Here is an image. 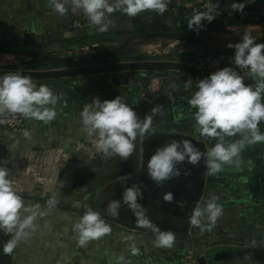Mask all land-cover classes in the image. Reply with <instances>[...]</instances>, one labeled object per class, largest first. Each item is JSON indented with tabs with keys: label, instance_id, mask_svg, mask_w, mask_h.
<instances>
[{
	"label": "crops",
	"instance_id": "1",
	"mask_svg": "<svg viewBox=\"0 0 264 264\" xmlns=\"http://www.w3.org/2000/svg\"><path fill=\"white\" fill-rule=\"evenodd\" d=\"M205 1L244 3L245 7H250L264 0H169L162 15L147 11L134 17L118 10L109 17L110 27L105 32L91 25L82 13L73 14L69 10L67 15L60 16L48 0H0V47L56 51L102 42L107 38L117 40L139 32L210 28L211 24L218 22L220 14L200 8ZM196 14L215 17L211 22L204 19L200 26H195ZM74 21L83 25L74 26ZM256 25L259 29L255 28ZM246 27L254 36L263 32L262 24L225 25L223 28L229 32L223 40H205L212 45L235 44L241 41ZM188 54L191 53H185L179 59L175 55H161L142 61L190 66L191 56ZM19 57L0 52L2 62ZM24 69L43 71L59 68L31 65ZM235 70L244 77L245 84L255 85L256 81L248 72L239 68ZM152 73H157L162 80L161 93L154 100L142 97ZM186 73L188 71L178 68L131 69L32 78L37 86L47 85L58 96L55 105L57 115L49 123L25 118V125L20 129L0 124V168L8 170L9 179L25 206H39L38 212L45 214L37 215L34 227L27 230L28 237L10 255L3 252V245L10 236L0 232V264H183L189 255L198 259L205 257L213 264H264V143L246 146L239 166L224 165L223 171L215 175H210L206 168L205 186L198 206L204 207L212 195L218 197L217 202L223 206L222 216L211 228L202 229L190 223L193 212L191 190L198 165L187 162L178 165L181 175L159 186L148 176V159L165 143L188 139L206 152L217 142L199 134L194 120L195 109L188 104L197 91L198 80L204 78L196 75V82L186 84ZM118 95L134 108L141 119L150 114L153 107L159 106L150 129L154 134L143 144L138 138L136 149L127 160L103 155L98 169L101 181L94 183V198L87 199L81 193L83 187L74 184L71 168L55 165L56 158L61 157L59 150L68 153L70 160L77 156L83 158L84 154H80L77 147L94 138L83 131V107L96 98L104 101ZM259 128L264 133V122ZM237 139H240L239 135L226 137V142ZM34 152L39 154L38 158L33 157ZM108 157L109 166L104 162ZM187 170L190 174L184 175ZM57 172L59 176L56 178ZM102 172L111 174L109 182H102ZM132 184L141 187L143 198L138 202L146 210L145 215L151 223L162 231L175 234L171 248L158 247L155 243L157 233L152 228L141 226L127 205L121 206L117 216L108 212V204L112 200L122 202L124 190ZM168 192L174 194L175 201L183 202V206H177L175 201L164 202ZM53 198L57 203L49 208L47 202ZM92 204L93 211L100 214L112 231L80 246L73 225ZM203 223L207 224V221Z\"/></svg>",
	"mask_w": 264,
	"mask_h": 264
},
{
	"label": "clouds",
	"instance_id": "2",
	"mask_svg": "<svg viewBox=\"0 0 264 264\" xmlns=\"http://www.w3.org/2000/svg\"><path fill=\"white\" fill-rule=\"evenodd\" d=\"M50 6L60 16L82 13L90 24L97 26L101 32L108 31L109 17L116 11H122L129 17L137 16L142 12L153 11L163 14L167 10L169 0H48ZM244 3L232 5V11L243 13ZM215 16L196 14L193 20L195 26H200L206 19L211 22ZM189 28H193L189 26ZM259 29V26H255ZM258 35L254 36L247 27L240 42L227 45L234 48L232 58L236 68L247 69L248 75L253 78L255 85L245 84L244 77L232 67H223L210 74L209 77L198 80L197 91L188 100V104L195 109V126L202 137L216 139L213 147L206 152L188 140H172L170 143L158 147L147 161V173L158 186L164 181L181 175L178 165L187 162L197 166L204 160L210 175L223 171L224 165L241 163V153L248 145L264 143V133L259 125L264 122V43H256ZM58 96L47 85L33 82L29 75L21 73H5L0 76V116L10 113L19 114L27 119H35L49 123L57 115L55 105ZM160 110L153 107L150 114L143 119L120 96L114 99L100 101L94 99L91 104L85 105L81 111L83 131L95 138L97 152L109 156H118L127 160L136 149L139 138L143 144L150 135L153 115ZM2 123V121H0ZM25 136L28 132L25 131ZM240 139L226 142V137ZM70 158V157H69ZM189 175L190 170L183 173ZM120 180L123 177H119ZM143 198L141 187L132 184L127 187L122 196V202L112 200L108 204V212L117 216L122 205H127L138 223L143 227L152 228L156 233L155 243L158 247L171 248L175 242V234L162 231L154 226L145 215L146 210L138 202ZM174 194L168 192L164 202L173 203ZM218 197H209L204 207L197 206L190 217L193 226L211 228L223 214V206ZM49 208L54 207L56 199H50ZM182 207L183 202L175 201ZM39 206H25L22 197L17 194L13 182L9 179V172L0 168V232L10 236L4 245L6 255L13 253L18 244L29 235L28 229L34 227ZM207 221V224L203 222ZM80 246L89 241L109 234L112 229L101 218L100 214L88 208L73 225Z\"/></svg>",
	"mask_w": 264,
	"mask_h": 264
},
{
	"label": "water",
	"instance_id": "3",
	"mask_svg": "<svg viewBox=\"0 0 264 264\" xmlns=\"http://www.w3.org/2000/svg\"><path fill=\"white\" fill-rule=\"evenodd\" d=\"M262 24L263 23H254ZM228 25V24H226ZM253 24H244L238 26H248ZM221 27H210V28H197V29H186V30H161V31H147L139 32L135 34H128L121 36L116 41L117 43L111 47L103 48L99 50H94L91 52H84L85 49L82 47L83 52H76V48H65L56 51H49L44 49H19V48H8L0 47V52H7L14 54L16 56H28V60L14 61L7 60L5 62L0 61V67L3 68L0 70V76L5 73H21L23 75H29L32 78H51V77H62L69 75H80V74H90V73H99V72H108V71H117V70H131V69H163V68H178L184 69L188 72L193 73L202 78H207L210 76L209 73H204L196 70L192 66L183 65L174 62H147L142 60H131L126 62H117L114 64L106 63H95L94 61H99L102 59H111L128 54H133L134 51H139L132 48V45L135 42L144 43L155 37H162V39L170 40H179L183 43L196 42L203 46V50L192 49L189 52L182 53H191L194 55H206L210 53H230L234 54V48H228L224 45H212L207 42L202 35L203 32L207 30H219ZM233 26V25H232ZM113 41L112 38H107L102 42ZM100 42V41H99ZM94 42H90L85 47L92 45ZM98 43V42H95ZM256 43H264V31L258 35ZM182 51V50H180ZM180 51H173L170 53H165L163 56L176 55L180 54ZM161 56V55H160ZM93 62V63H87ZM84 63V64H83ZM86 63V64H85ZM31 65H41V66H59L57 70H43V71H33L26 70L24 68ZM228 67L237 69L236 66L232 63ZM206 179V166L204 160L202 159L197 168V174L193 177V184L191 190V201H192V211L198 206ZM200 261L206 262L205 257L200 258Z\"/></svg>",
	"mask_w": 264,
	"mask_h": 264
},
{
	"label": "built area",
	"instance_id": "4",
	"mask_svg": "<svg viewBox=\"0 0 264 264\" xmlns=\"http://www.w3.org/2000/svg\"><path fill=\"white\" fill-rule=\"evenodd\" d=\"M235 2H211V1H205L202 2L200 5V8L211 10L218 12L219 14H226L228 16H237L241 22H254L260 20L262 17H264V1L256 2L250 7H245L243 10V13H235L232 11V5ZM237 4V3H236ZM74 26H81L83 25L80 21H74ZM234 54L230 53H210L206 55H193L189 58V64L193 68H195L198 71L204 72V73H213L214 71L223 68L228 67L231 65L232 58ZM240 69V68H239ZM244 72H248L247 69H241ZM186 84H192L198 80L197 76L194 75L191 72L186 73ZM161 77L157 73H152L149 76L148 84L146 87V90L143 92L142 97L154 100L158 98V96L161 93ZM0 123L1 125L11 128V129H20L25 125V117L19 115V114H4L0 116ZM87 146L84 143H81L78 146V150L86 149ZM49 152V151H48ZM60 156L59 158H56L57 161L55 165L59 164L60 162L65 163L66 166L71 165V161L69 158V154L64 152L63 150H59ZM99 155L101 154L100 152ZM38 158L39 154L34 152L33 157ZM54 165V164H53ZM56 178L59 176L58 172L56 173ZM183 264H213L209 261L202 262L200 259L189 255L184 260Z\"/></svg>",
	"mask_w": 264,
	"mask_h": 264
},
{
	"label": "rangeland",
	"instance_id": "5",
	"mask_svg": "<svg viewBox=\"0 0 264 264\" xmlns=\"http://www.w3.org/2000/svg\"><path fill=\"white\" fill-rule=\"evenodd\" d=\"M116 43H117L116 40L107 41V42H98V43L94 42V43H92V45H89L87 48L85 46L77 47L76 52H83V51L84 52H91L94 50H99V49L111 47V46L115 45ZM136 43H138V42H135V44ZM171 43H172V41L170 39H162L160 41V45H159L157 50H154L151 52L142 51V50L134 51L133 54H128V55L117 57V58H111V59H108V60H105L102 62H98V63L114 64L117 62H126V61H131V60H144V59H148L149 57L156 58V57L163 55L165 53L167 54V53L173 52L174 49H173ZM195 46H198V44H196V43H192L190 45L187 44V48L180 51V52L181 53L182 52H189ZM82 47L85 48L83 51H82V49H83ZM175 52H177V51H175ZM20 58L22 59L23 57H19L18 59H20ZM53 67H59V66H51V68H53ZM86 146H87L86 149H83V151L80 150V154H84L83 158H80V156H77V158L70 160L71 165H69L68 167L71 168V175H72L74 184L79 188L83 187V189H81V193H83L87 197V199H93L94 193H95L94 183L95 182L98 183L101 181V178H100L101 175H100V172L98 169H99L100 159H103L104 154L101 153L99 155V153H97V150L95 148L94 138L87 140ZM104 160H105L104 161L105 165L107 164L109 166L110 158L108 157V159L106 158ZM62 165L64 167H67L65 165V163L60 162V166H62ZM102 173H103L102 182H104V183L109 182L110 179L112 178L111 174L109 172H106V173L102 172ZM90 208L92 210H94L93 204L91 205Z\"/></svg>",
	"mask_w": 264,
	"mask_h": 264
},
{
	"label": "bare ground",
	"instance_id": "6",
	"mask_svg": "<svg viewBox=\"0 0 264 264\" xmlns=\"http://www.w3.org/2000/svg\"><path fill=\"white\" fill-rule=\"evenodd\" d=\"M261 31H264V26H263V28H261ZM227 32H229V30L227 28H223L221 30H209V31L207 30V31L203 32L202 35L204 36V38H207L209 40H212L211 38H215V40L216 39L223 40L225 38V36L227 35ZM161 38L162 37H155V38H152L149 41H146L144 43L133 44L132 48H134V49L135 48L147 49L149 51L157 50V47L160 45V41H161L160 39ZM171 41H172L171 45H173L172 47H173L174 50H180V49H183V48H187V44L190 45L192 43H196V42L183 43V42H180L179 40H175V39L171 40ZM196 44H198V43H196ZM226 45H228V44H226ZM193 49L203 50V46L198 44V46L193 47ZM4 53L10 54V53H7V52H4ZM20 57H25V58L24 59L20 58V59L14 60V61L28 60V58H29L28 56H24V55H22Z\"/></svg>",
	"mask_w": 264,
	"mask_h": 264
},
{
	"label": "trees",
	"instance_id": "7",
	"mask_svg": "<svg viewBox=\"0 0 264 264\" xmlns=\"http://www.w3.org/2000/svg\"><path fill=\"white\" fill-rule=\"evenodd\" d=\"M264 22V17H262L260 20L258 21H254V22H249V23H246V22H241L239 20V18H230V16L226 15V14H220L219 15V20L218 22L214 23V24H211L210 26L211 27H221L222 25H244V24H254V23H263ZM202 28H205L207 26H201ZM185 53H180V54H176L174 57L176 59H179L181 58V56H183ZM190 56H193L194 54H188ZM105 60H108V59H102V60H99V61H94V62H102V61H105ZM87 63H93V62H87ZM84 64V63H83ZM86 64V63H85Z\"/></svg>",
	"mask_w": 264,
	"mask_h": 264
}]
</instances>
